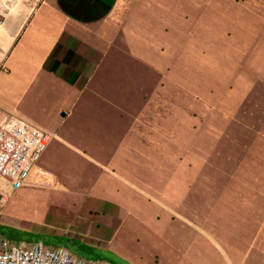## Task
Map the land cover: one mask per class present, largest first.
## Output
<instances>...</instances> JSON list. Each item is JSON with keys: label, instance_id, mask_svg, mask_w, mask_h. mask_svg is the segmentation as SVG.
Segmentation results:
<instances>
[{"label": "crops", "instance_id": "0c3cea01", "mask_svg": "<svg viewBox=\"0 0 264 264\" xmlns=\"http://www.w3.org/2000/svg\"><path fill=\"white\" fill-rule=\"evenodd\" d=\"M0 20V118L52 135L26 185L0 177L43 208L27 242L264 264V0H20Z\"/></svg>", "mask_w": 264, "mask_h": 264}, {"label": "built area", "instance_id": "2783aa9c", "mask_svg": "<svg viewBox=\"0 0 264 264\" xmlns=\"http://www.w3.org/2000/svg\"><path fill=\"white\" fill-rule=\"evenodd\" d=\"M20 0H0V17ZM2 24L0 20V25ZM52 135L23 118L10 114L0 118V177L13 190L27 184L31 172L45 154ZM6 200L3 197L1 201ZM0 264H106L80 257L62 246L42 241H12L0 236Z\"/></svg>", "mask_w": 264, "mask_h": 264}, {"label": "rangeland", "instance_id": "374dc122", "mask_svg": "<svg viewBox=\"0 0 264 264\" xmlns=\"http://www.w3.org/2000/svg\"><path fill=\"white\" fill-rule=\"evenodd\" d=\"M0 191L9 194L7 200L0 202V236L13 241L31 240L33 236L27 235V227L40 224L42 206L30 199H19L5 188L0 187Z\"/></svg>", "mask_w": 264, "mask_h": 264}, {"label": "water", "instance_id": "95a60500", "mask_svg": "<svg viewBox=\"0 0 264 264\" xmlns=\"http://www.w3.org/2000/svg\"><path fill=\"white\" fill-rule=\"evenodd\" d=\"M24 241H27V240H24Z\"/></svg>", "mask_w": 264, "mask_h": 264}]
</instances>
